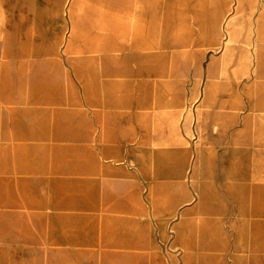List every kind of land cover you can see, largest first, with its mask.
Instances as JSON below:
<instances>
[{
	"label": "rangeland",
	"instance_id": "rangeland-1",
	"mask_svg": "<svg viewBox=\"0 0 264 264\" xmlns=\"http://www.w3.org/2000/svg\"><path fill=\"white\" fill-rule=\"evenodd\" d=\"M258 5L0 0V264H264Z\"/></svg>",
	"mask_w": 264,
	"mask_h": 264
},
{
	"label": "crops",
	"instance_id": "crops-1",
	"mask_svg": "<svg viewBox=\"0 0 264 264\" xmlns=\"http://www.w3.org/2000/svg\"><path fill=\"white\" fill-rule=\"evenodd\" d=\"M262 27V31H264V0H262V5L257 6L256 10V36H257V42L260 38V28ZM262 45H264V32H262ZM264 60V59H262ZM214 73V70L210 69L208 70V75H212ZM262 75H264V70H262ZM4 238V229L2 228L0 224V239ZM1 263V262H0Z\"/></svg>",
	"mask_w": 264,
	"mask_h": 264
}]
</instances>
